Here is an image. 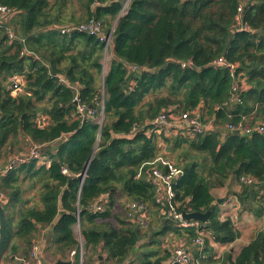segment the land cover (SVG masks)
I'll return each mask as SVG.
<instances>
[{"label": "trees", "instance_id": "obj_1", "mask_svg": "<svg viewBox=\"0 0 264 264\" xmlns=\"http://www.w3.org/2000/svg\"><path fill=\"white\" fill-rule=\"evenodd\" d=\"M53 1L0 0L15 12L14 29L23 40L9 42L0 28L5 35L0 36V157L7 144L24 150L18 145L20 135L50 161L48 167L30 161L1 177L0 195L8 198L4 210L10 204L20 206L16 216L5 219L3 248L14 236L30 251L38 226L47 229L42 236L46 251L67 260L77 246L73 229L78 215L86 250L82 264H99L100 256L101 264H167L171 252L163 249L160 237L171 233L189 243L196 236L194 229L183 231L163 221L154 203L157 185L148 169L159 156L169 160L166 152L159 154L169 140L176 142L174 149L183 150L176 165L183 173L172 188L179 212H205L215 201L212 190L235 176L253 179L249 185L240 183L237 197L242 210L261 218L264 131L255 128L264 127V0H129L119 17L126 0ZM92 17L106 31L116 22L104 75V45L96 37L77 31L61 35L52 29ZM220 57L233 75L211 66ZM14 74L26 80L16 97L7 87ZM57 78L78 87L79 104L95 111L92 118L79 117L75 91ZM236 80L243 84L233 92ZM164 110L176 115L196 111L201 123H211L213 129L192 139L153 132L148 136L150 123ZM38 117H47L48 125L38 126ZM239 124L253 131H227ZM23 173L39 184L38 206L18 200ZM118 195L125 204L144 203L149 216L157 217L147 225L160 227L149 242L140 243L143 228L130 221L125 204L120 216L113 215ZM95 205L101 210L91 212ZM202 228L211 238L205 239L203 250L210 243L230 244L239 238L230 220L218 219L217 208ZM16 249L14 244L11 251ZM136 250L141 251L134 256ZM72 262L77 264V256ZM223 264H264V226L234 260Z\"/></svg>", "mask_w": 264, "mask_h": 264}, {"label": "built area", "instance_id": "obj_2", "mask_svg": "<svg viewBox=\"0 0 264 264\" xmlns=\"http://www.w3.org/2000/svg\"><path fill=\"white\" fill-rule=\"evenodd\" d=\"M129 0H126L122 6L121 9V15L126 13L127 7H128ZM242 6L237 8V12H242ZM15 16V12L3 5H0V28L4 27L6 29L5 35L7 37V40L9 42L18 40L19 42L23 43V40L16 39V37H12L10 34V31L6 26H4L8 20L13 19ZM52 29L57 30L61 35L71 34L75 31L82 32L85 34H88L90 36L96 37L101 43L104 44V50H108L113 46L112 43V35L114 30H112L107 35L103 34V25L102 23L95 19L91 18L89 21L84 22V24H69L66 26H59V27H53ZM239 30H249L246 26H240ZM25 54L31 55V53L25 52ZM186 63H182V66H185ZM211 66L214 68H225L228 69L233 75V69L232 67L227 63V61L220 57L216 60H214L211 63ZM106 67L104 66L103 75L106 72ZM57 82L59 84L65 85L69 89H72L75 91V97L74 102L77 106V112L79 114V117L81 119H87L92 118L95 115V111L88 109L86 110L84 106L79 104L78 99V87L69 85L64 79L57 78ZM26 83V80L22 74H15L12 76L8 81V90L10 91V94H20L24 91V84ZM243 84L242 80H236L232 85V91L236 92L238 87ZM13 92V93H12ZM233 100L235 102H239V99L237 96L233 97ZM103 120L102 115V104H101V110H100V116L97 119L99 123H101ZM36 123L41 128H44L48 125L49 119L47 117H38L36 119ZM151 130L148 132V136L153 132L157 135H160L162 133L165 134L164 137H174V136H181L184 138L192 139L196 134H203L208 133L213 129L212 124H204L201 123V121L198 119V113L196 111L192 112L191 114L188 112L185 113H178L173 114L170 110H164L159 115H157L152 122L150 123ZM256 131L259 133H262L264 131L263 125H258V127L255 128ZM228 132L233 131H240L241 135H249L253 130L248 127H243L241 124L238 126L227 127ZM40 147L37 145H30L28 153L17 155L16 157L11 158V160L8 162L6 167L3 170H0V177H4L8 173L14 171L22 164H27L30 161H35L37 165L39 166H45L48 167L50 164V161L43 156L40 153ZM150 168L148 169L149 175L152 179V182L157 185L156 189V195L154 198V203L158 208L159 215L161 217H164L163 221H170L173 223L175 227H178L181 230H188V229H194L196 231V236L189 242L186 243L184 241V244H182L183 241H177L174 242L171 245V258L167 264H200L199 262H193L191 251H199L201 252L204 249V242L205 239L210 238V233L202 228V225L198 221H186L182 214L184 212H179L177 210V203L173 202L174 193H173V185L177 178L182 175L183 170L181 168L175 167V165L170 162V160L159 156L157 157L152 163H150ZM62 173L65 174L66 170L63 169ZM141 174V169L139 171V174H137V177ZM240 183L243 184H251L253 182V179L248 177H240L239 179ZM127 209V217L130 219L131 222L138 224L141 228H146L149 221V213L147 212V207L144 203L140 201H132L127 202L125 204ZM101 207L99 205H95L92 207L91 212H97L100 211ZM185 213H191V212H185ZM77 217V223L73 229L74 236L77 242V246L75 249L71 250L69 252V258L73 259L75 256H77V264H82L84 255H85V248L83 244V239L80 232V226H79V217ZM230 220H232L230 218ZM40 251V245L38 242H34L33 245L30 248V257L29 260H20L22 264H41L40 260H38V254ZM32 259L35 261L34 263L30 261Z\"/></svg>", "mask_w": 264, "mask_h": 264}, {"label": "crops", "instance_id": "obj_3", "mask_svg": "<svg viewBox=\"0 0 264 264\" xmlns=\"http://www.w3.org/2000/svg\"><path fill=\"white\" fill-rule=\"evenodd\" d=\"M53 1V0H52ZM111 0H107L108 3ZM105 3V4H106ZM99 5L96 3V6ZM101 5V4H100ZM79 15V14H78ZM118 19V17H117ZM116 23V22H115ZM112 58V57H111ZM110 63L108 64L107 69L109 68ZM12 96V95H11ZM15 141H13L14 143ZM21 142H24V150H29V141L27 142L24 140L22 136H18V145L21 146ZM23 147V146H22ZM22 152H19L17 147H10L9 144L3 149L2 156L0 157V170H3L11 158L20 155ZM1 179V177H0ZM241 192V186L239 184L238 178L235 176H231L224 184V186L220 188H216L212 190V195L216 200H220V203L217 205V215L220 221L230 220L235 228L239 232V238L230 244H217V243H210V245L201 252L199 251H191L193 262H199L200 264H223L224 261L229 259L234 260L235 257L238 255L240 250L247 245L252 238L256 235L258 231H260L264 226V215L261 218L253 216L250 212L244 211L241 209L237 195ZM27 199H22L19 197L18 200L27 201L29 207L38 206V199L37 197H24ZM8 198L5 195H0V205L2 208L7 204ZM20 206L19 205H11L9 209L4 211V219L8 216H16L17 210ZM157 217L154 215L149 216V221L153 223ZM14 222V221H13ZM12 222L14 226L15 223ZM45 228L36 227V231L34 233L35 240L34 242H38L40 245V251L38 254V260H40L41 264H54L59 259L58 256L50 255V252H47V245L45 244V240H43L42 236L46 233ZM170 237L173 243L176 241H183L182 238H176L173 234L169 233L167 235ZM170 243V242H169ZM168 243V244H169ZM16 245L17 249L16 252L13 253L11 251V247ZM171 252L170 246L167 245L163 246V249ZM170 249V250H169ZM197 253L195 256L194 253ZM30 251H28V246L23 242V240L19 237H12L10 245L6 248H3L2 254L0 256V264H22L20 260H29ZM101 264V259H99ZM31 262H35L30 259ZM62 261H69L73 264L72 259L69 258L67 260Z\"/></svg>", "mask_w": 264, "mask_h": 264}, {"label": "rangeland", "instance_id": "obj_4", "mask_svg": "<svg viewBox=\"0 0 264 264\" xmlns=\"http://www.w3.org/2000/svg\"><path fill=\"white\" fill-rule=\"evenodd\" d=\"M51 1V0H50ZM55 1V0H54ZM53 1V2H54ZM52 2V3H53ZM73 3H74V1H73ZM76 9V8H75ZM78 12V11H77ZM121 15V12L118 14V17ZM75 16H77V14L75 15ZM15 19V18H14ZM14 19H10V20H8L7 22H6V28H8V30L10 31V34L12 35V37H16V39H19V40H22V39H20V38H18L17 37V31L14 29L15 28V23H16V20H14ZM116 21V20H115ZM69 24H74V23H69ZM80 24H84V22H81V23H79L78 25H80ZM68 25V24H67ZM115 25H116V23L115 22H113L112 23V26H111V28H109V30L108 31H106V30H104L103 31V34L104 35H107L108 33H110L112 30H114V28H115ZM64 26H66V25H64ZM6 30V29H5ZM0 36H5L4 35V33H2V34H0ZM6 37V36H5ZM113 38H114V36L112 35V43H113ZM101 44V43H100ZM101 45H104L103 43L101 44ZM103 53H104V56H103V59H102V63L104 64V66L105 67H108V64L110 63V61H111V48H109L108 50H104L103 51ZM38 60V59H37ZM107 69V68H106ZM15 75V74H14ZM13 75V76H14ZM12 77V76H11ZM11 77H9L8 78V81H9V79L11 78ZM8 81H7V87H8ZM24 86H25V84H24ZM13 93V92H12ZM13 97H16L17 96V94H15V93H13V95H12ZM158 144L161 146V144H160V141H158ZM25 145V143L24 142H21V146H24ZM174 145H177L176 144V142L174 141V140H169V141H166L165 143H164V147H159V154L161 153V154H163V153H167L168 154V156H169V160L170 161H172V163L175 165V167H176V165H178V166H180V161H181V156H182V153H183V150H182V148H180V147H176L175 149H174ZM171 148H173L174 150H172ZM28 153V151L26 150V151H22V155L23 154H27ZM20 154V155H21ZM19 177H20V183H21V186H20V193H21V196L20 197H22V199H27V198H24V197H37L38 196V193H39V184H36V180L35 179H30L29 177H25L24 176V173L23 174H20L19 175ZM239 181V180H238ZM239 184H240V182H239ZM241 185V184H240ZM5 192V191H4ZM6 193V192H5ZM9 193V192H8ZM7 194V193H6ZM117 203V206H116V212H113L114 214L113 215H119L120 213V211H121V205H123V204H125V202H126V199L124 198V197H122V196H119L118 195V200L116 201ZM15 205V204H14ZM119 213V214H118ZM120 216V215H119ZM156 223V222H155ZM160 229V227L159 226H156L155 224H154V226H153V228L152 227H150V225L148 226V227H146V228H144V229H141L142 230V233L144 234V238H143V240L140 242V243H142V242H149V237H150V235H151V233H152V231H157V230H159ZM168 234H166L165 236H163V237H160L159 238V241L164 245V246H167L168 245V243L170 242V243H172V241H174V240H172L170 237H168L167 236ZM184 241H186V240H183V242H182V244H184ZM176 242V241H175ZM141 250H136L135 252H133V255L135 256V255H137L139 252H140ZM159 251L161 252L162 251V253H163V249H162V246H160L159 245ZM103 262V257H101V263Z\"/></svg>", "mask_w": 264, "mask_h": 264}, {"label": "water", "instance_id": "obj_5", "mask_svg": "<svg viewBox=\"0 0 264 264\" xmlns=\"http://www.w3.org/2000/svg\"><path fill=\"white\" fill-rule=\"evenodd\" d=\"M111 51H113V46L111 47ZM232 133L241 134L240 131H233ZM79 178H83V175H80ZM219 203L220 200L214 201L205 212H192V213L184 212L182 216L186 221H198L201 224H206L211 214L214 212V210L216 209ZM4 242H5V219H4L3 208L0 205V256L3 251ZM99 259H101V256L99 257ZM54 264H71V263L69 261L58 260Z\"/></svg>", "mask_w": 264, "mask_h": 264}]
</instances>
